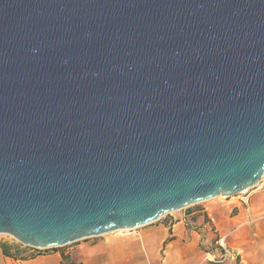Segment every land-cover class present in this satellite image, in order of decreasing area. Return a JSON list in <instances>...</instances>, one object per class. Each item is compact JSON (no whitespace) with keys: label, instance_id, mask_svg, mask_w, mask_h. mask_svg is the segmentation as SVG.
Returning a JSON list of instances; mask_svg holds the SVG:
<instances>
[{"label":"water","instance_id":"water-1","mask_svg":"<svg viewBox=\"0 0 264 264\" xmlns=\"http://www.w3.org/2000/svg\"><path fill=\"white\" fill-rule=\"evenodd\" d=\"M263 177L264 0H0V235L62 248Z\"/></svg>","mask_w":264,"mask_h":264},{"label":"crops","instance_id":"crops-1","mask_svg":"<svg viewBox=\"0 0 264 264\" xmlns=\"http://www.w3.org/2000/svg\"><path fill=\"white\" fill-rule=\"evenodd\" d=\"M250 197L252 204L239 207V214L225 222L216 249L207 247L203 252L196 248L199 244L213 246L209 223L203 225L206 215L211 216L205 209L191 215L165 217L127 237L86 240L34 258L30 257L33 253L30 247L16 244L13 246L18 248L19 257H7L0 244V264H202L204 260L213 263L219 259L223 246L235 255L239 264H264V215L259 217L264 214V196L257 190ZM195 220L203 227L187 230L186 226Z\"/></svg>","mask_w":264,"mask_h":264},{"label":"rangeland","instance_id":"rangeland-1","mask_svg":"<svg viewBox=\"0 0 264 264\" xmlns=\"http://www.w3.org/2000/svg\"><path fill=\"white\" fill-rule=\"evenodd\" d=\"M259 191V193H261L264 196V186L262 185V182L260 183L259 187L255 190H252L250 192L246 191L245 193H238L232 197H219L210 201H206L203 203H199L196 205H191L187 208L181 209L179 211L173 212L171 214L165 215L163 218H167V217H177L181 214H185V215H191L192 212L194 211H203L205 209H208V212L211 214L210 218L206 215V213L204 215H206V217L203 219V225L209 223V230H210V237L212 238L213 241V246L210 247L208 245H201L199 244L197 248V250L200 251H207V247H209V250L211 249H216L215 247H219L218 244H216L217 242L220 241L221 238V229L224 227L225 222L228 220V218H232L233 216H236L239 214V207L241 206H249L251 205V197L250 199L248 198V196L250 195V193L255 192V191ZM248 198V199H247ZM264 200V199H263ZM254 203V201H252ZM264 204V201L262 202ZM260 203V204H262ZM242 204V205H241ZM231 210V211H230ZM231 212V213H230ZM203 214H201L202 216ZM264 214H262L261 216H259L260 218L263 217ZM162 218V219H163ZM157 223V222H156ZM195 223V224H194ZM197 220L195 221H191L189 223L188 226H186V229H190L193 230V227L196 228V230H198V228H201L203 226H199L197 224ZM152 226L148 225L145 227H141V228H137L134 230H131L129 232L127 231H119V232H115V233H111V234H107L101 237H96V238H90L87 240H92V239H104V238H122V237H127L129 235V233H133L134 231H139L145 228H148ZM123 232H127V233H123ZM82 241H86V240H82ZM82 241H79L77 243H80ZM0 244H10V245H21L18 241H16L13 237H10L8 235H0ZM75 244V243H74ZM72 244V245H74ZM71 246V245H69ZM64 247V249H66L67 247ZM51 250V249H50ZM49 251V250H47ZM239 261V260H238ZM234 262V261H229L226 262L225 264H239V262ZM202 264H217V263H210L208 260H204L202 261Z\"/></svg>","mask_w":264,"mask_h":264},{"label":"built area","instance_id":"built-area-1","mask_svg":"<svg viewBox=\"0 0 264 264\" xmlns=\"http://www.w3.org/2000/svg\"><path fill=\"white\" fill-rule=\"evenodd\" d=\"M262 185L264 186V177L262 180ZM30 249L33 250V253L30 256L31 258L42 255L44 252L47 251L46 249H37V248H30ZM229 260L234 261L235 263L237 262V258L235 257V255H232V253L226 247L223 246V254L221 255V257L219 259L213 260V263L225 264Z\"/></svg>","mask_w":264,"mask_h":264},{"label":"trees","instance_id":"trees-1","mask_svg":"<svg viewBox=\"0 0 264 264\" xmlns=\"http://www.w3.org/2000/svg\"><path fill=\"white\" fill-rule=\"evenodd\" d=\"M1 249L3 251V254L7 257H11V258H18L19 257V252H18V248L10 245V244H2L1 245ZM15 250V252H13ZM66 259V257H64Z\"/></svg>","mask_w":264,"mask_h":264},{"label":"bare ground","instance_id":"bare-ground-1","mask_svg":"<svg viewBox=\"0 0 264 264\" xmlns=\"http://www.w3.org/2000/svg\"><path fill=\"white\" fill-rule=\"evenodd\" d=\"M247 190H243L241 193H245ZM219 197H223L224 198V196H219ZM219 197H217V198H219ZM124 231H127V230H124ZM128 231H130V230H128Z\"/></svg>","mask_w":264,"mask_h":264}]
</instances>
